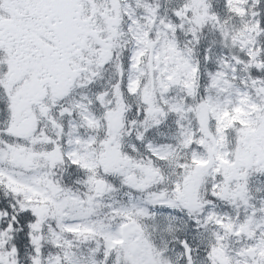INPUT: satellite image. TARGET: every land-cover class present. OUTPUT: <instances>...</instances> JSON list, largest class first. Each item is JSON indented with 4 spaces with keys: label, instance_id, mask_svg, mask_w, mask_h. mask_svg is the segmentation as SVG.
<instances>
[{
    "label": "snow or ice",
    "instance_id": "snow-or-ice-1",
    "mask_svg": "<svg viewBox=\"0 0 264 264\" xmlns=\"http://www.w3.org/2000/svg\"><path fill=\"white\" fill-rule=\"evenodd\" d=\"M0 264H264V0H0Z\"/></svg>",
    "mask_w": 264,
    "mask_h": 264
}]
</instances>
